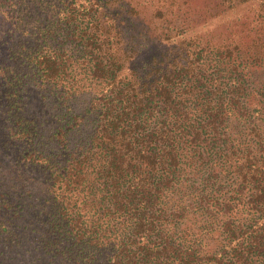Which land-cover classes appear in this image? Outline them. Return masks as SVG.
Wrapping results in <instances>:
<instances>
[{
	"label": "trees",
	"instance_id": "16d2710c",
	"mask_svg": "<svg viewBox=\"0 0 264 264\" xmlns=\"http://www.w3.org/2000/svg\"><path fill=\"white\" fill-rule=\"evenodd\" d=\"M207 1L256 10L217 42L166 21L156 36L178 50L141 57L125 0H0L4 147L43 175L39 259L264 264V0Z\"/></svg>",
	"mask_w": 264,
	"mask_h": 264
},
{
	"label": "rangeland",
	"instance_id": "374dc122",
	"mask_svg": "<svg viewBox=\"0 0 264 264\" xmlns=\"http://www.w3.org/2000/svg\"><path fill=\"white\" fill-rule=\"evenodd\" d=\"M166 1L171 0H125L127 7L135 5L139 9L140 16L138 17H135L132 12L119 10L122 21H125L124 23L121 21L124 27L130 29L131 21L129 20L132 18L136 22L134 30L132 29L129 33L138 37L137 42H140L145 50L141 57L163 49L178 50L180 42L176 40L177 38L159 40L156 36V34H163L161 29L167 25L166 21L171 25L174 23L177 27L175 26L172 32H177L180 31L179 27L185 30L188 24L186 20H190L191 25L186 31L183 30V36L209 37L217 42L225 39L232 30L233 32L238 31L239 23L251 17L256 10L254 4L246 3L219 13L218 10H211L212 1L191 0L188 7L182 5L178 15L175 17L168 15L164 18L159 14L158 9L163 6L164 10ZM181 1L183 0H177V2ZM237 21L239 22L235 24ZM2 27L3 23L0 21V53L4 39L1 32ZM139 30H143L144 34L141 35ZM124 34L127 35L126 32ZM6 139V129L3 128L0 120V197L2 199L8 195L9 202L13 204L12 208L21 209L20 214H15L18 217H14L13 221L19 223V226L15 228L22 232L12 242L6 240L3 234L0 235V264H47L44 256L39 259L35 231L38 225L37 211L47 196L43 175L41 176L36 170L26 168L22 164H17L16 154H12L4 147ZM2 205L0 204V221H5L6 209H4L5 204L3 207Z\"/></svg>",
	"mask_w": 264,
	"mask_h": 264
}]
</instances>
